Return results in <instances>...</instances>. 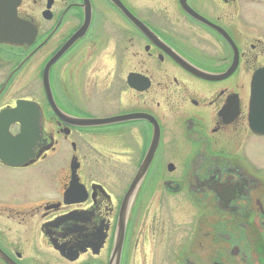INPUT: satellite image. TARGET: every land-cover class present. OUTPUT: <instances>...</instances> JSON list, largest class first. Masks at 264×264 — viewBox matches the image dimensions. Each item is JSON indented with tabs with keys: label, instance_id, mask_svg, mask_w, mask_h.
Returning a JSON list of instances; mask_svg holds the SVG:
<instances>
[{
	"label": "flooded vegetation",
	"instance_id": "af4514ba",
	"mask_svg": "<svg viewBox=\"0 0 264 264\" xmlns=\"http://www.w3.org/2000/svg\"><path fill=\"white\" fill-rule=\"evenodd\" d=\"M16 17L0 111L34 101L40 131L23 165L0 162L23 173L0 193V264H264V0H20ZM59 51L61 116L42 83ZM96 55L117 62L104 117ZM31 72L40 97H14Z\"/></svg>",
	"mask_w": 264,
	"mask_h": 264
},
{
	"label": "water",
	"instance_id": "95a60500",
	"mask_svg": "<svg viewBox=\"0 0 264 264\" xmlns=\"http://www.w3.org/2000/svg\"><path fill=\"white\" fill-rule=\"evenodd\" d=\"M20 0H0V43H19L22 37L24 24L16 17V7ZM122 11H125L122 5H118ZM76 37L70 39L69 46ZM67 45L62 49H66ZM59 51L52 57L43 70L42 83L50 107L53 112L60 115V111L55 105L52 97L48 69L51 64L60 56ZM61 116V115H60ZM126 117H115L106 120V118L91 119H73L71 124L81 127L105 126L106 122L124 120ZM13 124L19 125V132L15 135L10 133L9 127ZM40 127V109L33 101L18 100L15 107L0 111V162L10 167L23 165L31 156L33 147L39 138ZM260 130V129H258ZM145 171V169H143ZM138 173L137 181L131 186L134 191L142 173Z\"/></svg>",
	"mask_w": 264,
	"mask_h": 264
},
{
	"label": "rangeland",
	"instance_id": "374dc122",
	"mask_svg": "<svg viewBox=\"0 0 264 264\" xmlns=\"http://www.w3.org/2000/svg\"><path fill=\"white\" fill-rule=\"evenodd\" d=\"M95 65H100L95 68L94 71V81L97 83L89 90V96L91 100V104L89 105L92 108L93 114L95 117H104L106 116V67L105 65H115L117 64L114 58H110L106 56V60L103 56L98 57L95 56L94 59ZM35 72H31L29 75L32 78L30 81H25L24 79H20V74L17 76V81L20 79L19 83L15 85L13 88L12 95L14 97H21L25 95H30L31 97L39 98L40 97V79L37 77ZM80 102H83L80 100ZM85 107L88 105H84ZM98 129H104V127H100ZM105 137H102V141H104ZM264 154V153H263ZM23 177L22 174H16L11 170L5 169L0 165V193L5 190L6 183L8 181H16L18 182V178ZM1 199H5V197H0Z\"/></svg>",
	"mask_w": 264,
	"mask_h": 264
}]
</instances>
